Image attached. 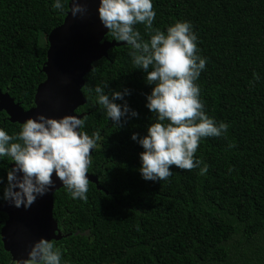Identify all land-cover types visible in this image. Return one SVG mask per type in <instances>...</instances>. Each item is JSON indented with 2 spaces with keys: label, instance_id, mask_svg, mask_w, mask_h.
I'll return each mask as SVG.
<instances>
[{
  "label": "trees",
  "instance_id": "trees-1",
  "mask_svg": "<svg viewBox=\"0 0 264 264\" xmlns=\"http://www.w3.org/2000/svg\"><path fill=\"white\" fill-rule=\"evenodd\" d=\"M52 2L0 0V91L24 111L45 79L46 38L68 11L69 0H62L63 13ZM153 9V28L193 25L207 59L196 81L204 110L228 124L227 132L204 138L194 154L208 165L205 175L170 166L166 181L141 179L142 149L130 137L145 135L155 122L144 106L151 86L132 64L130 48H110L91 64L81 90L85 104L75 111L84 115V132L100 133L88 169L99 189L89 183L84 201L64 187L53 194L62 237L51 242L62 264H264V0H153ZM135 28L149 39L142 24ZM104 40L115 41L109 33ZM97 85H108V95L127 88L124 99L137 117L114 126L96 103ZM0 127L14 135L20 125L0 112ZM10 164L0 160V176ZM5 220L0 213V229ZM0 264H15L1 240Z\"/></svg>",
  "mask_w": 264,
  "mask_h": 264
},
{
  "label": "clouds",
  "instance_id": "clouds-1",
  "mask_svg": "<svg viewBox=\"0 0 264 264\" xmlns=\"http://www.w3.org/2000/svg\"><path fill=\"white\" fill-rule=\"evenodd\" d=\"M70 5L65 14L73 17L83 16L87 10L77 0H70ZM52 8L63 13L62 0H53ZM96 14L113 39L131 49L132 64L144 73L145 84L151 86L144 106L155 122L147 126L145 135L133 133L130 137L142 149L141 179L166 181L173 175L170 166L180 170L197 168L198 175H205L208 165L201 166L202 161L194 154L204 138L223 136L228 124L217 122L204 110L196 81L205 70L207 59L199 54L198 36L191 22L176 21L164 31L153 28V0H98ZM138 24L144 26L148 40L141 38L135 28ZM253 79L260 78L253 73ZM105 87L108 85H97L92 91L114 126H122L126 117H137L138 113L124 99L130 94L127 88L108 95ZM83 127L84 120L74 115L28 118L14 135L0 127V160L11 161V167L0 176V201L27 210L38 197L55 188L53 175L73 200H86V173L92 164L90 150L97 148L100 133L88 135ZM61 256V250L51 241L40 238L32 244L27 258L16 260L15 264H62Z\"/></svg>",
  "mask_w": 264,
  "mask_h": 264
},
{
  "label": "water",
  "instance_id": "water-1",
  "mask_svg": "<svg viewBox=\"0 0 264 264\" xmlns=\"http://www.w3.org/2000/svg\"><path fill=\"white\" fill-rule=\"evenodd\" d=\"M77 2L86 5L84 15L73 17L71 13L66 14L62 24L51 30L46 38V61L41 69L45 79L36 88L33 107L24 111L7 92L0 91V112L6 114L10 123L21 125L37 115L56 119L64 115L83 118V114L75 111L85 104L81 90L91 64L106 57L110 48L124 45L123 42L104 40L108 32L97 18L98 0ZM70 7L69 0L67 13ZM86 176L89 183L97 186L95 177L88 173ZM53 179L55 188L38 197L27 210L23 206L17 209L4 202L0 204V213L6 215L0 229V240L12 263L27 258L32 244L40 238L52 241L62 237L52 218V209L53 194L63 186L54 175Z\"/></svg>",
  "mask_w": 264,
  "mask_h": 264
}]
</instances>
